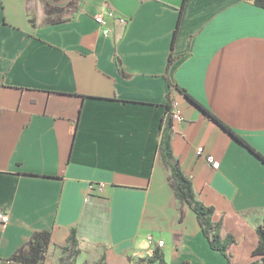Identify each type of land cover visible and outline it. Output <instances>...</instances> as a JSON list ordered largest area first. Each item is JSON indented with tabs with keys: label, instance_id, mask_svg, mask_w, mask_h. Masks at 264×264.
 <instances>
[{
	"label": "crops",
	"instance_id": "crops-1",
	"mask_svg": "<svg viewBox=\"0 0 264 264\" xmlns=\"http://www.w3.org/2000/svg\"><path fill=\"white\" fill-rule=\"evenodd\" d=\"M75 2L0 0V264H19L7 259L45 230V264H61L72 229L75 264H159L147 262L156 249L166 264H226L170 183L160 149L169 81L184 118L173 121L174 160L214 208L221 237H233L230 264H261L252 252L264 163L176 88L264 157V9L248 0ZM45 4L62 9L49 17L59 22L47 23ZM149 234L164 246H150Z\"/></svg>",
	"mask_w": 264,
	"mask_h": 264
},
{
	"label": "trees",
	"instance_id": "trees-1",
	"mask_svg": "<svg viewBox=\"0 0 264 264\" xmlns=\"http://www.w3.org/2000/svg\"><path fill=\"white\" fill-rule=\"evenodd\" d=\"M76 0H69V7L75 5ZM186 1V0H184ZM252 5L264 9V0H248ZM77 9V8H75ZM62 9L45 4V12L47 16V23L59 22V19L50 20L49 17L58 14ZM174 61L171 56L168 59L167 69L168 70ZM119 62V61H118ZM120 64V63H119ZM166 77V76H165ZM170 90L167 94V103L165 105V114L162 120V134L160 139V149L162 150V156L166 161L170 169V183L174 191L175 197L178 202L185 204L197 217L200 224L202 234L208 241L211 250L220 253L225 259L226 264H230V258L228 254L229 247L234 242L231 235H227L222 238L220 230L222 227L221 221H213L212 217L215 213L213 207L204 205L197 197L194 192L191 180L184 175L178 161L174 160L171 150V133L173 127V121L171 118V112L175 100L171 97V87L173 84L169 81ZM178 91L183 93L194 105L206 115L207 118L216 122L226 133H228L238 143L250 150L256 157H258L264 163V157L252 148L239 134L232 130L227 125L220 122L212 113L200 105L198 102L193 100L183 89L176 88ZM51 232L40 231L36 232L30 240L12 254L7 261L17 262L19 264H45L48 255L49 248L51 246ZM256 235L258 239L257 246L252 252L253 256H258L261 264H264V218L262 222L256 227ZM62 253L66 256L62 259L61 264H75L74 260L79 255L78 241L76 238V231L70 230L69 236L66 241V246L62 248ZM157 261L159 264H166L156 249L154 256L147 260L148 263ZM97 264H105L103 258Z\"/></svg>",
	"mask_w": 264,
	"mask_h": 264
},
{
	"label": "built area",
	"instance_id": "built-area-1",
	"mask_svg": "<svg viewBox=\"0 0 264 264\" xmlns=\"http://www.w3.org/2000/svg\"><path fill=\"white\" fill-rule=\"evenodd\" d=\"M95 22L99 26L106 25V21H105L103 15H101V14H98L95 16ZM119 22L122 24H125L126 20L121 18V19H119ZM109 33H110V31L108 28L103 30V34L105 36H108ZM171 118H172V121L177 122V123H181L184 120V118H183V116H182V114L178 108V104L176 102H174V104H173V109L171 112ZM196 154L202 155L203 154V148L202 147L197 148ZM205 159L209 165H215V160H214L213 156L208 155L205 157ZM103 187H104L103 184H99L96 186L90 185L89 186V194L91 195L93 191H97V190L101 191L103 189ZM5 217H6V219H5ZM7 220H8V217L6 215H3L2 213H0V222H6ZM147 242L150 246H152L154 248H158V249H160L164 246L163 240L154 237L152 234L147 235ZM0 263H1V261H0Z\"/></svg>",
	"mask_w": 264,
	"mask_h": 264
},
{
	"label": "snow or ice",
	"instance_id": "snow-or-ice-1",
	"mask_svg": "<svg viewBox=\"0 0 264 264\" xmlns=\"http://www.w3.org/2000/svg\"><path fill=\"white\" fill-rule=\"evenodd\" d=\"M261 16L264 17V13H261ZM5 219H6V217H5Z\"/></svg>",
	"mask_w": 264,
	"mask_h": 264
},
{
	"label": "rangeland",
	"instance_id": "rangeland-1",
	"mask_svg": "<svg viewBox=\"0 0 264 264\" xmlns=\"http://www.w3.org/2000/svg\"><path fill=\"white\" fill-rule=\"evenodd\" d=\"M240 263V262H239Z\"/></svg>",
	"mask_w": 264,
	"mask_h": 264
}]
</instances>
